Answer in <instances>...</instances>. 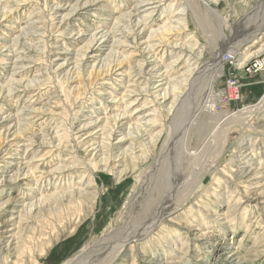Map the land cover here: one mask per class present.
<instances>
[{
    "label": "rangeland",
    "instance_id": "obj_1",
    "mask_svg": "<svg viewBox=\"0 0 264 264\" xmlns=\"http://www.w3.org/2000/svg\"><path fill=\"white\" fill-rule=\"evenodd\" d=\"M140 1L2 0L8 11L0 17V264H65L88 242L123 226L131 200L156 174V157L167 150L164 144L167 154L177 156L189 130L190 147H197L201 134L197 123L204 110L200 93L212 73L217 72L215 94L221 93L217 111L234 112L263 98L264 68L250 72V67L264 57V29L258 30L264 23V0H207L224 16L223 28L215 18L210 22L206 4L147 0L140 5ZM183 7L187 11L181 23L187 25L161 40V34H167L163 27L175 24L174 15ZM131 11L133 25L140 21L135 26L137 34L141 31L137 40L119 31L107 42L98 37L80 60L93 31L112 32ZM146 14H151L149 19L143 18ZM154 31L157 37L149 38ZM21 33L29 36L18 38ZM111 47L118 54L109 64ZM225 53L234 59L228 60ZM187 57L197 61L200 75L185 92L183 74L191 66ZM244 59L250 60L240 68ZM14 76L22 84L16 81L10 86ZM231 78L241 88L238 99L230 100ZM171 80L180 88L175 92L172 88L174 96L164 99L167 84L161 83ZM137 86L140 94L131 96L129 90ZM185 93H190L187 99ZM124 94L128 97L121 100ZM136 97V103L128 105ZM173 99L175 107H181L176 116L168 109ZM115 118L113 134L105 135L103 126L110 130ZM108 119L111 122L106 123ZM137 122L143 129L131 138ZM215 122L202 125V137ZM221 128L228 136L218 162L220 173L202 178L192 200L151 232L155 237L179 232L175 245L167 241L162 247L164 243L148 234L128 245L114 264H264V107ZM147 132L158 137L155 151L150 152L149 163L136 167L133 174L126 167L132 166L130 158L146 149ZM131 142L135 149H130ZM107 157L110 162L100 161ZM84 188L97 193L93 202L70 197L71 190L77 194ZM59 193L64 194L60 202L45 201L41 209L38 204L33 214L25 208ZM139 213L136 208L135 216Z\"/></svg>",
    "mask_w": 264,
    "mask_h": 264
},
{
    "label": "bare ground",
    "instance_id": "obj_2",
    "mask_svg": "<svg viewBox=\"0 0 264 264\" xmlns=\"http://www.w3.org/2000/svg\"><path fill=\"white\" fill-rule=\"evenodd\" d=\"M145 1H147V0H141L139 2V4L141 5ZM155 1L158 3H161L164 0H155ZM1 4H3L2 0H0V17L2 15L5 16L7 14V11H8V10L4 11V9L5 8L7 9L8 6L6 5V7L3 8V6ZM182 4H206L207 10H208V12H210V14H209L210 22L213 20V18H215L218 21L219 27L225 22L224 16H222L221 13L219 14L217 12L216 8H214L210 4L208 5L207 0H183ZM140 5L135 7V12L139 9ZM170 7L171 8L173 7V3L170 5ZM74 10L75 9H72L71 12H73ZM186 11H187V8L183 7L181 9H179V11L177 13H175L174 16H176V17L178 16L175 24H173V25L166 24L163 27L164 31L167 32V34H161V38H163L161 40L168 39L170 37V35H169L170 31H178L180 29V27L182 28L183 26L185 27L187 25L186 23H184L182 21L183 25L181 26V24H182L181 20H182L183 15L186 14ZM254 12H256V11H254ZM132 14H133V12L131 11L129 14L126 15V16H128V19L125 20L126 21L125 23L121 24V21H118L115 24L116 28L114 27L115 29L112 32L109 30L93 31L91 34L90 41H89L90 43L87 44V47L85 48V52L80 54V58H81L80 60H83L85 55H87V50L90 49L94 43H97L98 37L105 38L106 39L105 42H107V40L113 39L116 36V35L114 36V34H119V32H120L122 35L124 33L125 34L128 33L127 34L128 38H130V36L132 35L133 39L137 40L141 31L140 32L137 31L138 32V34H137L135 30H136V27L140 26V24H139L140 21L138 20L136 25H133L134 20L132 19ZM150 15L151 14H146L143 16V18L149 19ZM251 15H252V13H251ZM243 22L245 23V21H242V23ZM215 25H217V23ZM223 25L221 28H223ZM120 27H122V29H120ZM126 28L127 29L130 28V30L125 32V30H127ZM262 28L264 29V23L259 25L258 30L261 31ZM215 30L219 31L217 29H215ZM117 31H119V32H117ZM155 32L156 31L151 32L149 35V38L152 39L153 37H157V35L154 34ZM22 35L24 37L29 36V35H27V33H23V34L21 33L17 37L20 38V36H22ZM165 36H169V37H165ZM113 41H114V43L119 42L118 40H113ZM158 43H161V42H158ZM176 45H178L177 42L174 43V46H176ZM148 49L151 50L152 46H148ZM246 50H247V48H246ZM110 51H111V53L108 57L109 59H107V61H109V64H111L114 56L118 54V51L115 50L113 47H111ZM111 57H113V58H111ZM77 60H79V58H77ZM249 60L250 59H248V60L244 59L243 61H239L238 65L240 66V68H243L244 66L247 65V62H249ZM104 62L105 61L102 62V65H104ZM186 62L188 64L191 63V66L183 74L185 76V79H184V81H185L184 82L185 92H187L188 89L194 87V85L196 84L195 80L200 75L199 67L197 66V64H195L197 61L193 60V58L187 57ZM222 62L224 63V61H221V63ZM253 62H254L253 64L256 63V66L250 67V70H251L250 72H253V70H260V69L264 68V57L257 58ZM171 64L168 66H171ZM23 65H24V63H23ZM168 66H166V67H168ZM247 67H249V66H247ZM168 68H166V69L168 70ZM123 71H125V70H123ZM150 71H151L150 73L152 75H154V70H150ZM157 73L158 72H156V75H158L160 77L164 76L163 75L164 72H163V74L160 73L161 75H159ZM216 75H217V72L212 73L209 76V79L207 81L205 88L200 93V103L202 104V108L204 110H203V113L201 115V118H202L201 122L199 120V122L197 123V125L199 126L198 133L199 134L201 133L200 136L196 140L197 147L195 149H191V147H190V145H191L190 137L192 138V132H189V130H187L188 136L186 138V145H185V137H184V140L182 137L181 142H184V144L181 146H178L179 149H178V155L177 156H173V155L171 156V155H169V153L167 154V150H169V147L166 146L167 143H165L164 148H166L167 150H164V151L162 150L160 155L158 157H156V161H155V163H156V169H155L156 174L155 175L152 174L153 175L152 181L150 183L148 181H145L141 185V189L140 190L138 189L137 195L136 196L134 195L135 197H133V199L131 200V203H130V207H128L129 209H128L127 216L125 218L124 225L123 226H117V227L115 226V228H113L112 230H109V232H106V233L104 232L98 238L94 239L91 242H88L84 246L85 247L84 249L77 251L65 264H114L113 262L127 249L128 245H130V247H131V246H133L134 243H137L140 240H144L143 238L146 237L148 234H149L151 239L157 240L158 243H164V244H161L162 247L166 246L167 241H172L173 242L172 245L173 246L175 245V239L174 238L178 235L179 232L174 231L170 235L168 234L166 236V234H165L164 236H160V237H155L154 235L151 234V232L154 231V228L156 227V225L159 222H160V224L165 222L164 218L168 214L172 213L174 210L178 209L179 207L184 206L186 202H190L192 200L191 199L192 197L190 195L193 193L195 187L202 180V178H204L208 174L212 175L215 172L220 173L218 162L222 158V153H223V150L225 148V143H226L227 136H228V132L222 130L225 126L223 128H221V126H223L224 123H226V122L231 123L232 121H234L236 119L247 116V112H251L252 110H258V109H261L264 107V96H263V98L257 104H254L252 106H243L242 108H240L234 112L217 111L215 109V107L217 105V100H219V99L221 100V93L215 94V91L213 89L214 80L216 78ZM168 76H169V74H167L165 79H167ZM177 78H179V77H177ZM174 79H176V78H174ZM16 81H20V80H17V78L14 76L13 80L8 84H10V86H12ZM180 81L183 83V79H181ZM228 81H229V78H228ZM20 84H22L21 81H20ZM161 84H167V86L165 88V93H163L162 97L164 99L166 98L168 100L174 96L173 93L171 94V89L173 88V91L175 92L174 89L180 88V86L177 85L178 82L173 84L172 80L162 82ZM179 85H181V84H179ZM236 85H237V82H236ZM158 87H160V84H158ZM229 88H231V87H229ZM12 90H13V88H12ZM139 91H141V90L137 86L134 88L132 87L128 93H130L131 96H137L136 95L137 93L140 94ZM161 94H162V92L159 93V95H161ZM228 94H229L230 100L238 99L240 97V95H242L240 86H235L232 91H230V92L228 91ZM189 95H190V93L189 94L185 93L186 99L189 97ZM125 97H128V94H126V95L124 94L123 97L121 98V100H124ZM137 100H138V97L134 98L132 101L129 100L128 105H131L132 103H136ZM175 104H176V101H175V99H173L172 104H171V106H168V109H169V111H171L173 113V115L175 114V116H176L181 111V107L177 108V107H175ZM127 109H128V107L124 106V110H125L124 113H128ZM212 115H215V116L213 117ZM117 119L118 118L114 119V124L111 126L112 128H110V130L107 129V127H106V126H108L107 124H105L103 126L105 135H112L113 134V129H114L115 125L117 124ZM212 119L216 120V122L213 125V128L208 132L206 131L207 132L206 135L204 137H202V134L204 133L202 131V129H203L202 125H204L206 123H211ZM108 122H111V121L108 119L106 121V123H108ZM134 126L136 127V130H134V131L132 130L133 132L130 131V133H129L131 138H133L132 135L134 134V132L141 134V130L143 129V126L140 123L134 124ZM21 127H22V125L18 128L21 129ZM148 129H149V127L145 128L144 132H146ZM16 131H18V130H16ZM16 134H18V133L16 132ZM60 135L62 137H64V135H62V134H60ZM145 135H148V139H149V141L147 143H143V145H146V149H140L137 152L138 153L137 155H134V157L130 158V159H132L131 160L132 166L126 167V169H130V171H132L133 174H135L136 167H139L140 165L145 164V163H149L150 152L155 151V149H152V147H154V145H156V141L158 140V137L156 138V135L151 134L150 132L145 133ZM108 137L109 136H107V138ZM57 138H59V137L57 136ZM19 139H20V137H19ZM213 139H215V140L212 142ZM16 140H18V137L16 138ZM57 140L60 141V139H57ZM17 142H19V141H17ZM214 144H217V145L215 146L214 149H212L210 151V147ZM133 146H134V144H133V142H131L130 143V149H135V147H133ZM20 147L21 146H19V148ZM127 152L128 151H125V152H123V154L128 155ZM110 157H111V155H110ZM106 159H108V157L104 158L100 161L105 162ZM67 161H69V160H67ZM108 162H110L109 159L107 160V163ZM201 162H203L202 167H201V165H199V164H201ZM152 163H154V162H152ZM25 164H29V162L22 163V165H25ZM150 166H152V165H150ZM65 167H66V165L61 166V167L57 168L56 170H54V172L55 171H61L63 168L65 169ZM23 168H24V166L19 167L16 177H18V175H21V171L23 170ZM198 168H200V169L195 171ZM31 172H26V173L28 175V173H31ZM34 172H35V170H33V173ZM252 172L254 173V170ZM196 173H198V175H196ZM54 174H56V172ZM262 176H264V175L262 174ZM89 181L91 183V179ZM186 182H190V183L186 184ZM137 187H139V186H137ZM31 190H34V188L31 187ZM86 190H87L86 188L79 190V191H77V194L76 193L73 194V192H75V190H71L70 191L71 192L70 197L73 198L74 201H75V199H77V200L80 199L79 202H81L82 198L84 199L86 197L89 200L87 202H90V201L93 202V200H95V198H96L95 195L97 193H90V192H87ZM140 195H142L141 198L139 197ZM62 196L64 197V194H61V193H59L57 195L53 194L50 197L46 195L44 199L42 198V200L27 203V206H25V208L27 209L28 212H30V213L32 212V214H33L34 213L33 210H35L37 208L36 206H38V204H39V206L37 209H39V208L41 209V207H42L41 205L45 201H51V203H53V200H57L60 202L62 200V198H61ZM136 208H139V212H140L138 217H136L137 215L135 216ZM137 212H138V209H137ZM152 241H150V242H152ZM161 241H163V242H161ZM156 244H157V242H156Z\"/></svg>",
    "mask_w": 264,
    "mask_h": 264
},
{
    "label": "built area",
    "instance_id": "obj_3",
    "mask_svg": "<svg viewBox=\"0 0 264 264\" xmlns=\"http://www.w3.org/2000/svg\"><path fill=\"white\" fill-rule=\"evenodd\" d=\"M224 57L227 58L228 60H230V59H234V55L231 54V53H225ZM253 66H256V63L253 64ZM231 81L233 82V83H231V85L233 86V88H234L235 86H238V83H237V85H236V81H237V80H235L234 78H233V79L231 78ZM231 81H230V82H231ZM229 84H230V83H229ZM231 85H230V86H231ZM230 86H229V87H230Z\"/></svg>",
    "mask_w": 264,
    "mask_h": 264
}]
</instances>
